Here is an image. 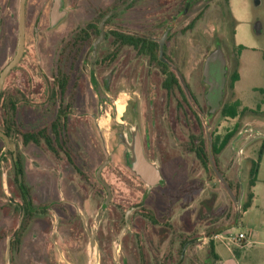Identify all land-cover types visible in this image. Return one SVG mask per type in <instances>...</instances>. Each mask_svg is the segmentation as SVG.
I'll list each match as a JSON object with an SVG mask.
<instances>
[{
	"label": "rangeland",
	"instance_id": "374dc122",
	"mask_svg": "<svg viewBox=\"0 0 264 264\" xmlns=\"http://www.w3.org/2000/svg\"><path fill=\"white\" fill-rule=\"evenodd\" d=\"M255 1L196 0L190 13L181 17L179 26H185L195 17L193 34H186L185 41H193L191 37L194 36L195 109L200 121L194 131L195 144L187 141L193 131L184 128L183 145L171 148L173 156L160 163L164 184L147 189L143 180L123 162L119 146H116L111 100L105 105L106 110L99 111V114L72 116L74 119L68 140L72 151L79 156L78 159L75 157V165L70 164L63 154L53 156L44 144L41 147L33 143L26 145L17 132L13 134L20 143L26 183L33 192L35 204L50 200L61 202L67 198L77 200V206L95 228L97 214L106 196L95 179V170L107 157L111 158V162L103 175L113 187L114 197L102 223L104 235L109 232L108 240L99 241L95 250L92 251L87 243L69 242L65 224L67 212L75 214L76 210L60 205L57 210L37 212L34 219L25 218L24 249L21 254H16L14 250L10 251L8 245L9 239L16 234L22 215L8 205V198L16 195V184L7 177L4 168L0 182V264H33V254L38 251L45 255L46 250L50 252L53 264H219L211 257L210 236L213 231L235 222L238 205L219 180L211 162H204L197 150L201 143L205 144L206 151L210 150V137L213 141L215 136H224L230 130L238 129L231 143L217 155V161L214 154L213 159L228 184H232L235 198L242 196V207L249 193L250 170L258 159L264 141V0H259L258 5ZM173 3L174 0H168V4ZM166 4L167 0H139L126 13L133 17L132 24L148 18L154 28L159 26L157 22L163 17ZM102 5L107 7L110 3L104 0ZM88 8L87 3L83 2L73 15L87 20L84 16L90 15ZM73 18H67L52 32L55 42L72 26ZM257 23L261 24L260 33L256 30ZM238 44L247 46L240 56ZM217 47L224 53L227 74L222 103L211 111L204 96L207 85L203 68L206 58ZM42 68L48 72L46 63ZM234 70L240 72L241 78L231 89L229 82ZM27 83L24 76L22 84ZM39 86L41 88V83ZM127 95L122 96L120 104H125ZM236 99H240L247 109L242 111L243 107H240L241 113L236 118L224 117L221 113L223 105ZM28 100L31 102L32 97ZM42 101L44 99H41L39 111H21L19 122L22 131L40 128L53 119L52 112H42L48 100ZM82 101L92 107V100L88 97L79 98V102ZM260 103H263L261 109L257 107ZM3 146L0 142V155ZM9 165L10 161H7L5 167ZM132 207H135V211L129 216L131 226L120 245L117 237L124 223V215ZM256 212L255 209L249 213L241 210L235 225L222 231L225 239L217 240V251L223 257L221 264H245L241 258L240 262L239 258L233 261L230 251L233 243L226 237L246 230V221L255 223ZM58 220L61 221L59 226ZM77 225H73L72 233L83 234L78 222ZM53 236L56 237L54 243L50 242ZM186 242L190 243L181 257L180 250ZM70 243L75 247L70 249ZM80 254L81 259L75 258Z\"/></svg>",
	"mask_w": 264,
	"mask_h": 264
},
{
	"label": "flooded vegetation",
	"instance_id": "af4514ba",
	"mask_svg": "<svg viewBox=\"0 0 264 264\" xmlns=\"http://www.w3.org/2000/svg\"><path fill=\"white\" fill-rule=\"evenodd\" d=\"M103 1L0 0V72L17 55L21 39L23 44L21 56L6 75L0 90V131L6 134L10 143L15 144L16 147V152L9 147L3 158H0V182L6 168L7 177L13 179L16 184V195L8 198V205L22 215L16 234L14 238L9 239L10 245H8L10 251L14 250L16 254H21L24 249L23 222L25 218L26 220L34 219L37 212L57 210L60 205L67 206V209L74 207L76 210L75 214L70 210V213L67 212L65 224L69 233V242L87 243L91 249L90 242L93 235L95 246L91 250H95L99 241L108 240L109 232L104 235L102 223L112 204L114 191L103 175L105 168L111 162V158L107 157L102 162L103 164L109 161L101 170V177L98 176V169L102 164L95 170V179L106 194L101 207L109 195V190L101 179L110 187L111 196L99 220L97 218L100 211L98 212L95 228L77 206V200L67 198V200L62 199L61 202L50 200L35 204L33 192L26 183L20 143L13 137L15 132L24 143V132L39 133L40 130L46 129L52 139L53 148L49 147L44 139L39 143L34 141L32 143L37 147L46 145L53 156L63 154L70 164L75 165L77 163L75 157L77 156L78 159L79 156L76 150H74L76 154L72 151L68 140L70 126L74 119L72 116L99 114L106 110L105 105L111 100L116 146H119L118 151L123 162L141 178L132 169L129 161L131 153L128 145L138 138L146 158L159 166L163 178L157 185L149 187L141 178L147 185V189L165 183L160 163L173 156L171 148L183 145L184 128L193 131L189 134L187 141L195 144L194 131L195 127L198 128L200 116L195 109L194 36L191 37L193 41H185L186 34L189 32L193 34L195 17L185 26H179V24L181 17L189 14L195 6L196 0H174L171 5L167 0L164 15L157 22L159 26L154 28L148 18L135 25L131 23L133 17L126 12L139 0H133L125 8L113 12L101 26L104 17L121 7L127 0H107L110 3L107 7L102 5ZM83 2L89 7L87 12L90 15L84 16L87 20L73 15L74 10L78 9ZM69 17H74L72 26L66 29L59 41L55 42L52 32ZM111 23L113 25L109 27ZM102 34V39L96 43ZM218 49L221 50L217 47L214 51ZM222 55L224 57L223 52ZM44 63L48 65V72L42 68ZM215 69L218 70V65ZM224 70L226 76L227 65L224 66ZM24 76L28 81L26 85L22 84ZM204 82L207 85L204 96L211 109L207 97L211 85L205 81V77ZM224 88L225 84L221 90L222 100ZM126 95L125 104H120L122 96ZM30 96L31 102L28 100ZM86 97L92 100V107H88L85 101L79 102V98ZM41 99L48 100L42 112H52L53 119L40 128L22 131L19 122L21 111L24 109L39 111ZM55 128L59 133L58 138ZM37 137L39 138V135ZM0 142L4 144L2 153L7 144L2 138ZM7 161H10V165L5 167ZM28 207L29 211L26 210ZM134 211L135 207H132L124 215V223L117 237L120 245L131 226L129 216ZM77 222L82 227L83 234L72 233L74 226L78 227ZM60 223L61 221L58 220L57 225L59 226ZM55 238V236L50 237V242H56ZM189 243L186 242V245L182 246L181 257L184 256L185 247ZM70 247L72 249L75 246ZM71 253H73L72 250ZM116 256L117 247L115 246V260ZM75 258L81 259L82 254L76 255ZM32 262L33 264H53L48 250L45 255L36 251L32 256Z\"/></svg>",
	"mask_w": 264,
	"mask_h": 264
},
{
	"label": "water",
	"instance_id": "95a60500",
	"mask_svg": "<svg viewBox=\"0 0 264 264\" xmlns=\"http://www.w3.org/2000/svg\"><path fill=\"white\" fill-rule=\"evenodd\" d=\"M133 0H127L121 7H119L118 9L109 12L103 19L101 26L104 25V21L105 19L110 16L113 12L121 10L123 8H125L127 5H129ZM256 4L258 5L260 2L259 0L255 1ZM256 30L258 33L261 32V24L257 23L256 24ZM103 37V34L101 35L100 38H98V40L96 41V43H98ZM161 43H163V39H161ZM22 49H23V44H22V39L20 41L19 44V49L17 51V55L15 56V58L0 72V90L2 88L3 85V81L6 77V75L8 74V72L10 71V69L12 68V66L19 60V57L21 56L22 53ZM161 54H163V50L161 49ZM218 65V70L215 69V66ZM225 58L222 55V52L220 49L211 52L210 55L206 58V61L204 63V68H203V75L205 77V81L211 85V89H210V93L207 96L208 97V102L211 105V111H214L216 108H218L220 106V100H222L221 96H222V88L224 87L225 84V80H226V76H225V70H224V66H225ZM185 88L187 89V85L184 83ZM215 92V93H214ZM217 95V96H216ZM0 138H2L7 146L6 148L3 150V152L0 155V158L2 159L3 156L5 155V152L9 149V147L12 148V150L14 152H16V147L15 144L10 143L9 141V137L4 134L2 131H0ZM210 141V150H209V158H210V162L213 166V170L215 171V173L217 174L219 180L225 185V187L227 188L228 192L230 193L231 197L233 198L234 202L238 205L237 208V216H236V220L235 223L237 222V220L239 219L242 207H241V203H242V196L239 199H236L235 196L233 195L231 186L228 184L225 176L219 171V169L217 168V166L215 165V161L213 159V153H212V138H209ZM129 147V151L131 153V157L129 159L131 167L134 171H136L137 174H139L141 176V178L148 184L149 187L155 186L157 185L161 180H162V175L159 169V166L156 163H153L151 161H149L144 152H143V147L141 144L140 139L136 138L134 143L128 145ZM109 161H105L98 169V176L101 177V170L103 169V167L108 163ZM21 178V175H20ZM101 181L103 182V184L107 187V190H109V195L107 197V199L105 200L103 206L100 209L99 215H98V220L101 219L105 208L108 204V201L110 199L111 193H110V187L107 185V183L101 179ZM91 249H94L95 246V241H94V236L92 235L91 237Z\"/></svg>",
	"mask_w": 264,
	"mask_h": 264
},
{
	"label": "trees",
	"instance_id": "16d2710c",
	"mask_svg": "<svg viewBox=\"0 0 264 264\" xmlns=\"http://www.w3.org/2000/svg\"><path fill=\"white\" fill-rule=\"evenodd\" d=\"M246 46L243 44H238L237 45V52H238V56H240L241 52L243 49H245ZM240 79V74L238 70H234L230 76V82H229V87L231 89L235 88V83ZM241 101L239 99L234 100L231 103H226L223 105L221 113L224 117H230V118H236L240 113H241ZM258 108L260 109V104L258 105ZM246 110L247 108L244 107L242 109ZM200 121V119H199ZM55 134L57 136V138L59 137V133L57 128L54 129ZM238 129L234 128L232 130H230L229 132H227L224 136H215L213 137V141H212V153L214 154L215 160L217 158V155H219L221 152H223L225 150V148L231 143L232 138L236 135ZM44 132V134H42ZM41 139H40V135ZM39 135V138L37 137ZM23 139H24V143L26 145L32 143L33 141L36 143H39L42 139L45 140V142L47 143V145L51 148H53V143H52V139L51 137L47 134V130L43 129L40 130L39 133L36 132H24L23 134ZM264 151V141L262 142L261 148L259 150V155H258V159L256 161L253 162L252 164V168L250 170V181H249V187H252L255 185L257 179H258V171H259V165H260V161L262 158V154ZM197 154L199 155V157L201 159H203L204 162H210V158H209V150L206 151L205 150V144L201 143L198 147L197 150ZM217 161V160H216ZM230 186L232 187V184L229 183ZM253 198V193L249 191L247 199L245 200V202L242 205V210L245 211L247 210L250 206H251V200ZM26 210H30V208H26ZM27 222L24 221L23 222V227H26ZM233 223L229 224L228 226H231ZM227 226L221 227L219 229H217V233L218 232H222L224 229H226ZM214 240L211 239L210 241V252H211V257L216 261L217 260V254L215 252V245H214Z\"/></svg>",
	"mask_w": 264,
	"mask_h": 264
},
{
	"label": "crops",
	"instance_id": "0c3cea01",
	"mask_svg": "<svg viewBox=\"0 0 264 264\" xmlns=\"http://www.w3.org/2000/svg\"><path fill=\"white\" fill-rule=\"evenodd\" d=\"M243 51L244 49L242 50V52ZM240 78H241V74H240ZM262 104L263 103H260V109L262 107ZM242 107L243 106L241 103V108ZM245 107L247 108V106ZM229 162L230 161L228 160V163ZM262 163H264V151H263L262 158H261L260 165H259L258 179L254 186L249 187V191L253 193V198L251 200V206L247 210L244 211L245 213H249L250 211L255 209L257 211L256 212V222L253 223L250 221H246L245 226L247 229L240 231V232L246 233L247 235L246 243H242V245L233 243V246L230 247V251L233 255L232 256L233 261L235 260V258H239L238 260L240 262V258H241V260H243L245 264H264V173L262 172ZM234 225H235V222L231 226H227L226 229ZM218 233L221 234L222 232H218ZM218 233L216 230L213 231V234H218ZM217 240H220V239L214 240L215 252L218 256L215 262H218L219 264H221L223 261V257H221L217 251V242H218ZM242 251H245V252H242Z\"/></svg>",
	"mask_w": 264,
	"mask_h": 264
},
{
	"label": "built area",
	"instance_id": "2783aa9c",
	"mask_svg": "<svg viewBox=\"0 0 264 264\" xmlns=\"http://www.w3.org/2000/svg\"><path fill=\"white\" fill-rule=\"evenodd\" d=\"M211 239H220L222 240L223 238L225 239L223 233L221 234H213L212 236H210ZM226 239H229L232 243L234 244H240L242 245V243H246L247 242V235L244 232H240L237 234H229Z\"/></svg>",
	"mask_w": 264,
	"mask_h": 264
}]
</instances>
